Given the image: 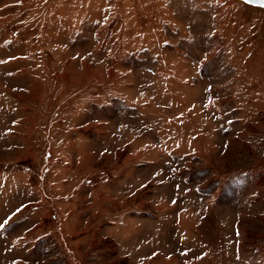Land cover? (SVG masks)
<instances>
[{
    "label": "rangeland",
    "instance_id": "374dc122",
    "mask_svg": "<svg viewBox=\"0 0 264 264\" xmlns=\"http://www.w3.org/2000/svg\"><path fill=\"white\" fill-rule=\"evenodd\" d=\"M0 264H264V7L0 0Z\"/></svg>",
    "mask_w": 264,
    "mask_h": 264
},
{
    "label": "water",
    "instance_id": "95a60500",
    "mask_svg": "<svg viewBox=\"0 0 264 264\" xmlns=\"http://www.w3.org/2000/svg\"><path fill=\"white\" fill-rule=\"evenodd\" d=\"M241 1L252 6L264 7V0H241Z\"/></svg>",
    "mask_w": 264,
    "mask_h": 264
}]
</instances>
